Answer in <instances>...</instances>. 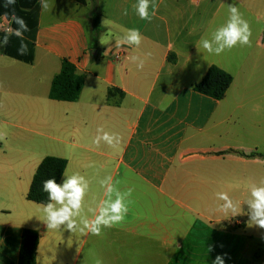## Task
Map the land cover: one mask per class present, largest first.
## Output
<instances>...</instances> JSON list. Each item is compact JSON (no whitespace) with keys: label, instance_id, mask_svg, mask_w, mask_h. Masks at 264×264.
<instances>
[{"label":"crops","instance_id":"crops-1","mask_svg":"<svg viewBox=\"0 0 264 264\" xmlns=\"http://www.w3.org/2000/svg\"><path fill=\"white\" fill-rule=\"evenodd\" d=\"M49 3L43 11L39 0L30 63L0 47V131L7 134L0 141V264H17L24 229L39 235L36 264H212L217 255L225 264H252L264 229L249 225L246 204L238 216L218 211L216 194L243 201L248 186L264 180V159L249 157L264 155V0H154L150 21L136 14L137 0ZM230 5L250 25V46L209 54L199 41L226 22ZM92 10L100 25L95 45ZM131 28L142 34L140 48H115ZM146 53L143 70L128 60ZM62 59L84 78L74 102L48 98ZM210 66L232 77L221 100L193 89ZM110 88L117 91L109 95ZM99 127L120 143L97 147ZM45 157L66 160L67 174L88 179L82 215L89 219L88 208L105 198L101 179L132 189L124 221L98 236L48 230L40 204L27 200Z\"/></svg>","mask_w":264,"mask_h":264},{"label":"clouds","instance_id":"clouds-1","mask_svg":"<svg viewBox=\"0 0 264 264\" xmlns=\"http://www.w3.org/2000/svg\"><path fill=\"white\" fill-rule=\"evenodd\" d=\"M15 0H6V7L14 5ZM40 7L43 11H49L52 8L49 0H40ZM133 9L141 20H151L155 15L157 5L154 0H137ZM151 7L152 11L149 12ZM228 18L226 22L217 27L212 33L211 38L202 37L199 41V46L207 53L220 55L225 50H231L237 45L250 46L251 43V28L246 19L240 13L238 7L228 6ZM124 15H127V9L124 10ZM15 23L18 27L15 29L10 26L6 29L3 39H0V47L7 46L9 36H16L22 42L18 49L19 55L27 53V45L23 43L24 33L27 32L28 25L22 17L16 16L15 13L11 15L9 25ZM143 37L139 29H127L122 36L115 39V48L123 46L134 47L139 49ZM111 41L104 38L100 39L102 45H107ZM139 54H132L128 60L136 65L138 70H143L147 56ZM161 111L166 110V104L157 105ZM6 132L0 131V141L6 139ZM120 136L116 133H109L103 127L97 128V135L93 143L99 147L101 142L109 146L115 147L120 143ZM63 182L57 183L55 179H47L42 183L43 192L47 193L48 202L41 204L40 208L44 214V223L48 230H60L61 227L70 231L72 234L80 232L82 234L90 233L92 235H100L103 228H110L116 224L124 221L128 212V198L132 194V189L126 192H121L113 183L111 176H106L99 181L102 188H104V199L99 200L95 207H89L88 211L93 214V218L89 219L84 212L85 197L89 192L90 184L85 176L79 173L67 174L63 173ZM249 196L243 201H236L229 196L227 192H218L217 199L223 201L217 206V210L224 214H232L235 216L241 215L240 210L242 205L248 206L247 215L249 217V225L264 229V180L259 184L252 183L248 186ZM87 230V231H86ZM212 250L209 246L208 251ZM226 255V254H225ZM212 264H225L224 255H217Z\"/></svg>","mask_w":264,"mask_h":264},{"label":"trees","instance_id":"trees-1","mask_svg":"<svg viewBox=\"0 0 264 264\" xmlns=\"http://www.w3.org/2000/svg\"><path fill=\"white\" fill-rule=\"evenodd\" d=\"M73 2L84 5L85 0H72ZM6 5V0H0V18L2 16L11 19V15L22 17L28 25V31L24 33L23 43L27 45V53L19 55L18 49L21 40L16 36H9L7 46H3L4 54L25 63L33 60V40L36 35L37 20L39 12V0H15L14 5ZM89 18L91 20V45H95L96 38L100 31L99 15L92 10ZM11 27H18L14 22ZM5 33H0V39H3ZM232 82L230 74L219 69L216 66H210L201 80L193 86V89L202 95L215 100L224 98L227 89ZM84 78L76 73L75 67L66 59L61 60L60 70L53 77L48 93V98L55 101L74 102L78 99L83 88ZM117 89H108V94H112ZM120 92V91H118ZM122 96V93L120 92ZM249 157L264 159V155L253 153ZM66 167V160L56 157H45L38 165L33 176L27 200L46 204L48 202L47 193L42 190V183L47 179H55L59 183L63 171ZM39 241V235L34 230L24 229L21 233V241L17 264H36V249ZM264 261V243L260 245L252 257V264H259Z\"/></svg>","mask_w":264,"mask_h":264},{"label":"built area","instance_id":"built-area-1","mask_svg":"<svg viewBox=\"0 0 264 264\" xmlns=\"http://www.w3.org/2000/svg\"><path fill=\"white\" fill-rule=\"evenodd\" d=\"M9 26V21L7 19H0V33H5L4 29L8 28ZM119 55L120 54L116 55V57Z\"/></svg>","mask_w":264,"mask_h":264},{"label":"rangeland","instance_id":"rangeland-1","mask_svg":"<svg viewBox=\"0 0 264 264\" xmlns=\"http://www.w3.org/2000/svg\"><path fill=\"white\" fill-rule=\"evenodd\" d=\"M0 118L2 119V117L0 116Z\"/></svg>","mask_w":264,"mask_h":264}]
</instances>
